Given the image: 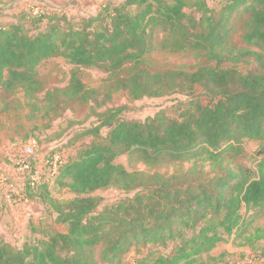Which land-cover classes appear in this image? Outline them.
Wrapping results in <instances>:
<instances>
[{"label": "trees", "instance_id": "1", "mask_svg": "<svg viewBox=\"0 0 264 264\" xmlns=\"http://www.w3.org/2000/svg\"><path fill=\"white\" fill-rule=\"evenodd\" d=\"M185 51L199 59L195 70L159 58ZM57 57L73 68L66 86L49 88L39 66ZM82 68L108 77L88 87ZM175 92L190 97L182 119L163 110L126 118L120 106L75 132L70 145L89 140L61 162L52 182L67 180L76 196L58 199L49 179L28 180L22 199L44 204L56 217L43 230L46 238L21 247L0 234V264H127L135 246L167 240L177 244L144 264H203L199 256L264 217V156L255 175L226 159L242 152L244 139L264 150V0H224L220 7L207 0H108L96 15L78 20L40 9L0 24V114L27 107L35 119L45 108L54 119L75 105L102 107L117 93L136 100ZM105 127L111 128L104 135ZM202 154L210 170L198 161L171 174L156 169ZM120 155L132 170L115 161ZM138 162L154 170L136 169ZM29 163L34 171V160ZM110 187L132 194L99 209L102 197L92 193ZM42 223L30 221V231L40 232ZM253 237L264 239V228L256 227Z\"/></svg>", "mask_w": 264, "mask_h": 264}, {"label": "rangeland", "instance_id": "2", "mask_svg": "<svg viewBox=\"0 0 264 264\" xmlns=\"http://www.w3.org/2000/svg\"><path fill=\"white\" fill-rule=\"evenodd\" d=\"M121 0H111L118 3ZM108 0H0V24L8 26L16 18L21 10H48L50 12L63 11L75 20L81 17L96 15L103 4ZM211 7H220L224 0H207ZM159 58L163 62L182 67L187 70H195L199 65V59L194 52L185 51L182 53L170 54L161 53ZM239 67L246 72V65L239 64ZM72 64L64 58H50L44 61L39 70L46 74L49 80V88H63L69 82ZM80 77L88 87H99L108 77V73L98 68L80 69ZM20 96V95H19ZM18 96V98H19ZM41 104L45 93H41ZM190 97L178 92L170 93L161 97H143L141 99H131L123 93L114 95L112 101L102 107H93L91 104L75 105L72 109L66 110L60 117L51 118L47 116L45 108L37 118L31 119L27 107L11 109L0 114V175L7 178L6 185L21 184L26 178V171L22 164L25 160H34L42 180L49 179V190L53 197L58 199H71L76 196L66 180L63 184L52 182V161L58 158L64 162L69 156H73L82 142L89 140L83 138L75 145H70L69 140L73 134L86 127H90L97 122L98 113L104 112L108 108L125 106L122 116L126 118L145 119L154 115L159 110H163L167 115L182 119L181 112L189 106ZM111 127L102 129L105 135ZM32 146L33 153L27 155L25 148ZM242 152L238 155L234 153L226 154L227 161L232 165L243 169L246 173L255 175L257 164L264 156L261 143L255 140L244 139L241 143ZM202 154L196 159L186 162H176L156 168L160 172L171 174L174 171L190 168L195 161L202 163L206 170L211 169V163L202 158ZM124 164L129 170L130 166L127 155H120L115 160ZM136 169H149L144 163L138 162ZM153 171L152 169H149ZM16 185V186H17ZM132 193L110 187L99 189L92 195L102 197V204H112L114 201L124 198ZM245 212V210L243 211ZM245 214V213H244ZM251 211L246 215L248 220L252 219ZM56 217V214L47 211L42 203H31L17 197L12 204H0V234L14 245L21 247L27 241H35L46 238L43 230H48V225ZM43 218L45 223L39 226L40 232H31L29 222L37 225ZM256 227L264 228V217H257L252 221L248 230L242 236L235 238V234L227 240L220 242L208 253H204L197 258L203 264H234L237 260H243L250 264H264V239L253 237ZM174 240H167L162 243H148L135 246L126 257L127 264H144L155 257L167 254L174 245Z\"/></svg>", "mask_w": 264, "mask_h": 264}, {"label": "built area", "instance_id": "3", "mask_svg": "<svg viewBox=\"0 0 264 264\" xmlns=\"http://www.w3.org/2000/svg\"><path fill=\"white\" fill-rule=\"evenodd\" d=\"M25 151L27 155H31L33 153L32 146H27L25 148ZM60 164L61 161L58 158L52 161L53 175L57 173ZM22 168L23 170L26 171V178L24 181H22L21 184L18 185L16 184L17 186L15 184L6 185L7 178L3 175H0V200L2 203L12 204L17 200V197L23 198L22 190L25 187L28 180L32 185H38L42 181V176L37 166L36 169L32 171L28 160L23 161ZM234 264H250V262L246 263L243 260H237Z\"/></svg>", "mask_w": 264, "mask_h": 264}, {"label": "crops", "instance_id": "4", "mask_svg": "<svg viewBox=\"0 0 264 264\" xmlns=\"http://www.w3.org/2000/svg\"><path fill=\"white\" fill-rule=\"evenodd\" d=\"M0 202H1V200H0ZM2 203V202H1ZM32 203V202H31ZM3 237V236H2ZM7 240V239H6ZM8 241H10V240H8ZM11 242V241H10Z\"/></svg>", "mask_w": 264, "mask_h": 264}]
</instances>
